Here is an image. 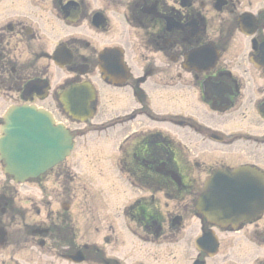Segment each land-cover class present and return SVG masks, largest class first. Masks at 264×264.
Returning a JSON list of instances; mask_svg holds the SVG:
<instances>
[{
	"label": "flooded vegetation",
	"instance_id": "flooded-vegetation-1",
	"mask_svg": "<svg viewBox=\"0 0 264 264\" xmlns=\"http://www.w3.org/2000/svg\"><path fill=\"white\" fill-rule=\"evenodd\" d=\"M72 89L92 119L66 112ZM22 106L50 112L76 150L90 134L110 144L120 136L112 178L123 191L111 195L124 199L104 223L94 214L81 223L70 200L46 208L45 191L21 207L0 164V256L40 249L64 264H264V214L219 227L194 209L215 172L213 182L233 190L240 169L264 177V0H0V128ZM105 106L108 127L86 130ZM65 167L37 186L68 183ZM158 197L177 212L167 217Z\"/></svg>",
	"mask_w": 264,
	"mask_h": 264
},
{
	"label": "water",
	"instance_id": "water-1",
	"mask_svg": "<svg viewBox=\"0 0 264 264\" xmlns=\"http://www.w3.org/2000/svg\"><path fill=\"white\" fill-rule=\"evenodd\" d=\"M76 107L78 104L74 103L73 110ZM82 110L87 112L84 107ZM1 132L0 158L5 162L4 171L14 176L18 183L45 174L68 158L74 149L67 130L62 126L55 127L49 114L35 108L15 110ZM219 176V173L214 174V179L208 180L195 206L200 216L226 225L250 210L253 202H260L262 184L255 190V185L241 181L233 190L229 181L214 183Z\"/></svg>",
	"mask_w": 264,
	"mask_h": 264
},
{
	"label": "rangeland",
	"instance_id": "rangeland-1",
	"mask_svg": "<svg viewBox=\"0 0 264 264\" xmlns=\"http://www.w3.org/2000/svg\"><path fill=\"white\" fill-rule=\"evenodd\" d=\"M110 108L105 106L104 109H102L101 117L93 124H90L86 130L98 128L105 129L108 127L107 123L103 125L100 123L112 118ZM120 129L121 128H118V130ZM120 138V136L116 137L112 141V144H110V141L106 140L108 136L105 134H90L86 136L84 141H79V148L66 162L65 168H68V173L70 175L68 183H63L62 179L51 177L43 181L40 186L31 183L23 186H16L15 188L19 193L18 206L30 207L33 202L41 198V191H45L48 195V199L45 200V207H48L50 210H55L60 206L58 202L70 200L67 201V203L71 204V216L78 218V216L81 215V223H87L86 219L92 214L101 218L102 223H104L103 219L109 221L110 219L106 216V213L109 211L108 209L117 211V207H121L123 202L122 199H124L122 196L117 197L111 195L113 192L119 193L123 191L121 185L116 180L117 178H112L116 177L112 173V166L116 154L115 148ZM115 168L117 171V167ZM117 173L118 176H120L119 171ZM4 183V180L0 178L1 191L7 189L6 186L3 185ZM12 185L14 184L12 183ZM158 199H160V203L162 204L160 205L163 210H165V207L167 208V217L177 212V207L172 202L166 203L165 199H161L160 197H158ZM180 207L183 209V205L179 204V208ZM115 217L118 218L116 222L120 223V215H115ZM194 222L195 221H188L187 223ZM86 229L87 226L82 228V234H91V232H86ZM16 231L20 232L21 229ZM91 237L93 236H87V238ZM39 250L40 249L35 250L32 255H28L23 251V253H19V255L15 254L12 258L10 253L11 249H8L1 253L0 264H64L49 260L48 257L42 255L43 252ZM162 254L166 255L164 252H162Z\"/></svg>",
	"mask_w": 264,
	"mask_h": 264
}]
</instances>
